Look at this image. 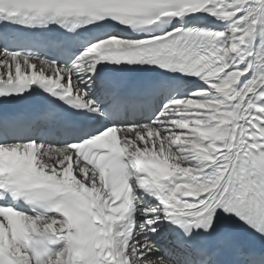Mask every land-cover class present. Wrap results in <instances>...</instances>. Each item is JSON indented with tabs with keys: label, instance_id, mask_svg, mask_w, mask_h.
Segmentation results:
<instances>
[{
	"label": "snow or ice",
	"instance_id": "snow-or-ice-1",
	"mask_svg": "<svg viewBox=\"0 0 264 264\" xmlns=\"http://www.w3.org/2000/svg\"><path fill=\"white\" fill-rule=\"evenodd\" d=\"M0 264H264V0H0Z\"/></svg>",
	"mask_w": 264,
	"mask_h": 264
}]
</instances>
